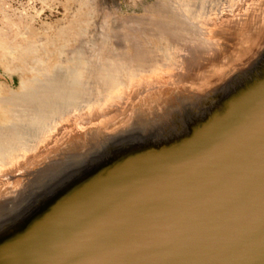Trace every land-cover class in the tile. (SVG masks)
I'll list each match as a JSON object with an SVG mask.
<instances>
[{"label": "water", "instance_id": "obj_1", "mask_svg": "<svg viewBox=\"0 0 264 264\" xmlns=\"http://www.w3.org/2000/svg\"><path fill=\"white\" fill-rule=\"evenodd\" d=\"M260 16L263 26L221 67L152 91L125 118L74 130L9 168L0 200L11 190L17 198L1 208L14 213L0 223V264H264V82L241 101L243 86L224 108L216 97L200 100L215 96L228 71L253 73L264 62V9ZM158 92L215 106L217 116L182 121L177 133L162 130L134 150L110 145V162L96 173L89 164L77 176L84 168L53 171L79 153L77 138L118 128Z\"/></svg>", "mask_w": 264, "mask_h": 264}, {"label": "rangeland", "instance_id": "obj_2", "mask_svg": "<svg viewBox=\"0 0 264 264\" xmlns=\"http://www.w3.org/2000/svg\"><path fill=\"white\" fill-rule=\"evenodd\" d=\"M199 1L0 0V130L13 126V138H4L0 147L8 143L14 145L12 153L25 151V158L16 160L25 162L35 152L59 146L74 130L123 119L148 93L191 84L221 67L249 40L250 29L263 26L264 0H237L232 8L233 0ZM172 16L178 19L175 25ZM66 71L69 80L70 74H78L81 94L75 105L66 107L56 130L27 154L51 120L46 112L43 118L33 115L34 123L30 114L27 118L34 124L21 130L14 127L18 120L13 116L27 106V94ZM54 111L53 116L59 115ZM6 152L0 150L2 161ZM1 169L0 188L7 177V167Z\"/></svg>", "mask_w": 264, "mask_h": 264}, {"label": "bare ground", "instance_id": "obj_3", "mask_svg": "<svg viewBox=\"0 0 264 264\" xmlns=\"http://www.w3.org/2000/svg\"><path fill=\"white\" fill-rule=\"evenodd\" d=\"M236 1L237 0L232 1L233 3L230 5L231 8H232V6H234L236 4ZM230 2H231V0H230ZM199 3H200V1H199ZM230 6H229V8H230ZM254 6H255V4H254ZM258 7H255V9H257ZM241 9H242V7H241ZM236 10H238V9H236ZM258 11H259V9H258ZM248 15H249V13H248ZM251 15H252V13H251ZM173 18L174 17L172 16L173 21L170 20V22L174 23V25H175L176 22H178V19L177 18L173 19ZM246 18H247V16H246ZM238 19H240V18H238ZM243 21H244V19H243ZM159 23H161L160 20H159ZM240 23H241V21H240ZM225 24L229 25L231 23L225 22ZM225 24H223L221 26H224ZM172 25H170V27H169V30H170L169 33H171L172 29L174 28V26L172 27ZM219 25H220V23H219ZM233 25H234V23H233ZM177 27H179L177 29V32H178L179 30H181L182 25L177 26ZM230 27H232V26H230ZM234 29H236V28H234ZM172 33H174V32H172ZM207 33H208V31H207ZM205 37H206V34H205ZM215 40L216 39H214V41ZM230 40H232V39H230ZM212 43H214V42H212ZM218 43L219 42H217V44ZM204 46H206V45H204ZM227 47H228V45H227ZM198 48H200V47H198ZM222 53H225V51ZM219 54H220V52H219ZM166 59H167V57H166ZM263 60H264V58L262 59V61ZM172 64H174V63H172ZM256 68H257V66H256ZM259 69H262V70H259ZM263 70H264V62L253 73L240 72L238 70H234L232 72L228 71L227 76L225 78V81L218 88L217 92L215 93V96H212V95L209 96L206 93H204V95L200 96V100L205 99V98L208 99V97L209 98L210 97L211 98L216 97V99L219 101V103L221 105L223 103L225 104V105L224 104L222 105L223 106L222 108H224V106L230 105L231 100L235 97L233 95L236 94L239 90H241L243 86L247 87L246 92H245V94L239 96L237 99L243 101L246 98H250L255 93L254 91H249V90H252L251 87H253L255 85V83L264 82V71ZM67 74H68L67 71L62 72L55 79L49 80V82L46 85L39 84L37 90L35 88V90L32 92V94H29V95L27 94V96L25 97L27 106L24 109H22V108L18 109V112H16L17 114L16 113L14 114L13 117L16 118L15 120H18V122L15 124L14 127H17L21 130H23L25 127H26L25 129H27V128H29V130L31 129L30 128L31 125L36 122V120L34 121V119H33L34 117H32L33 115H36V116L43 118L44 114L47 112L48 116L46 117V119L49 118L51 121L54 122L51 125H50L51 121L48 122L46 124L45 129H43L42 131H40L36 135V137H35L36 142H35L34 146L31 147V149H30V147L27 148L26 153L28 151H30V152L33 151V149H35L36 146H38V144L41 145L45 142V139L49 137V134L52 133L54 130H56L55 126L60 122L59 119L61 118V116L63 117V114L66 112V110H65L66 107L70 106V105H75V102L77 99L76 96L78 94H81V93H79L80 91L78 89H76L81 84L79 79H78V77H79L78 74L75 73V76L70 74V76H71L70 80L67 79L68 78ZM108 74H110V75H107V76L109 77L110 80H112L113 79L112 73L108 72ZM160 74H162V72ZM160 74L158 73V75H160ZM144 75H145V73H144ZM134 76H135V74H134ZM135 77H137V76H135ZM147 77H148V75H147ZM132 78H134V77L132 76ZM121 86L122 85H120V87ZM258 92H260V90ZM150 100H149V102L143 101L142 103H140V105L138 107H136L135 112H133L132 117H130V119H127L126 121H122L125 124L119 126L118 128H115V129L112 128L111 130H108V131H102V133L95 130V131H92L91 133H89V136L83 137V139L77 138L75 140L76 143H73V146H72L73 149L72 150L77 151V152L79 151V153L75 152L76 156H74L73 158L70 155L66 156L68 161L64 160V161H66L65 164L61 167L54 169L53 171L57 172L60 169H62L63 167H65L63 169H65L66 171L73 170L75 167L77 168V169L75 168V170H77V171L84 168L83 170H80L78 172L71 173V175L77 176V175H82V174L89 172V170L86 169V168H88V164H89V165H91L90 169H94L93 172L96 173L99 171L100 167H103V166L107 167V165H105V164H107V162H110L109 161L110 158L107 160V158L109 156L105 158V155H107L110 151L109 150L111 147L110 145L114 146V148H116L117 150L127 149V148H128V150L129 149L134 150V149H136V147H135L136 144L139 146H142L148 140H156L157 139L156 137H158L159 133L162 130H168V132H170V133H177V131L180 128L179 123H181L182 121H186L187 119H189V120L194 119L195 117H196L195 120L207 121L210 119H214L215 118L214 116H217V113H215L217 111L215 106H213L212 111H211V108L208 110V108L205 104L201 105L195 99H193L189 96L186 97L184 95H181V96L175 97L174 99L170 98V99L166 100V98L163 97V92H158ZM197 104H199V107H205V109L195 110L194 108H195V106H197ZM54 109L56 110L54 112H56V113L58 112L59 115L53 116V114L50 113ZM32 110H33V112H32ZM69 113L70 112H68V114ZM77 113H79V111ZM30 114H31V117H32L34 123L31 122L32 119L29 120L27 118V115H30ZM64 116H67V115H64ZM62 119H64V118H62ZM40 123H43V121L42 122L40 121L39 124ZM9 127L12 128L13 126L12 127L9 126ZM9 127L8 128L5 127L3 130H0V142H3L2 140H4V138H6L7 140L13 138V133L11 132V129ZM104 134H105V136H104ZM129 140H134L135 142L133 144H131V143H129ZM166 144H170L171 146L172 145H174V146L178 145V147H179V144L173 143V142L165 143L164 145H166ZM10 145H12V144H10ZM10 145L7 143L5 146L0 147L1 149L8 152V153L6 152L7 154H5V155H4L5 152L2 154L3 157H5V158L3 159V161H2V159H0V172L3 171L1 169L2 167H7L6 170H9V168H11L12 166L15 167L17 165V162H16L17 158H19V157H21V159L25 158V154H24L25 151L24 152L22 151L20 153V155L16 154V153H12L14 145L11 146V148L9 147ZM6 146H7V148H6ZM8 147H9V149H8ZM35 153H37V152H35ZM35 153H33L32 155H36ZM81 154H83V156H78ZM1 158H2V156H1ZM1 161H2V163H1ZM40 162L41 161L38 159V161H37V163H39L38 166H40ZM41 165H42V163H41ZM17 167H19V166L17 165ZM95 168H97V169H95ZM44 174H42L43 177L37 176L35 179V182L38 183L39 181H41V178L43 179L45 177ZM53 177H57V174H55V176H53ZM60 182L61 181H58L55 184H59ZM45 184H46V182L43 181L42 185L45 186ZM11 193H12L11 195L9 194V195H7V197H4V198H2V200H0V223H6L9 219V217H11L12 214L14 213V211L11 213L9 211H7V210H10L12 207L5 209L4 211H3V209H1L3 206H5L9 203H13L16 200L17 197L15 196V191L13 190V192H12V190H11ZM28 193L30 194V196H32L35 194V191L31 190ZM60 258L61 257H58L59 260H60Z\"/></svg>", "mask_w": 264, "mask_h": 264}]
</instances>
